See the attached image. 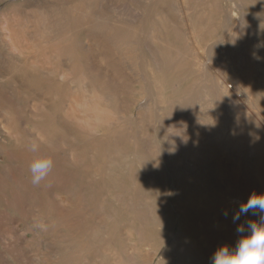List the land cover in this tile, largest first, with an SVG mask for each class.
Returning <instances> with one entry per match:
<instances>
[{
	"label": "bare ground",
	"instance_id": "obj_1",
	"mask_svg": "<svg viewBox=\"0 0 264 264\" xmlns=\"http://www.w3.org/2000/svg\"><path fill=\"white\" fill-rule=\"evenodd\" d=\"M253 192L264 0H0V264H211Z\"/></svg>",
	"mask_w": 264,
	"mask_h": 264
},
{
	"label": "clouds",
	"instance_id": "obj_2",
	"mask_svg": "<svg viewBox=\"0 0 264 264\" xmlns=\"http://www.w3.org/2000/svg\"><path fill=\"white\" fill-rule=\"evenodd\" d=\"M36 152L35 145L31 149ZM53 168V160L48 156H37L29 165L31 182L39 185ZM227 216V211L224 213ZM259 216V221L246 220L236 228L234 244L219 246L211 257V264H264V193L253 192L246 202L239 205L233 215V222L241 216Z\"/></svg>",
	"mask_w": 264,
	"mask_h": 264
},
{
	"label": "rangeland",
	"instance_id": "obj_3",
	"mask_svg": "<svg viewBox=\"0 0 264 264\" xmlns=\"http://www.w3.org/2000/svg\"><path fill=\"white\" fill-rule=\"evenodd\" d=\"M227 1L228 0H226V2ZM224 7L228 8V9L238 8L237 6L233 7V6H229V5L224 6ZM215 53H217V54H215V56H212L213 51H211L210 53H208L207 57H205L207 65L213 69V72H214V69L217 70L216 68H217V66H219V60L218 59H220V57L218 56V52H215ZM228 85L230 88L231 85L229 83H228ZM126 220H127V222H132L131 218H127ZM58 223H60L59 220H58ZM69 223L70 222H68L67 224H69ZM57 236L58 235H56V234L52 236L53 237V244H54V247L56 250L63 248V244L60 243L61 240H60V238H57ZM27 238H28L27 245H28V251H29L28 257L31 258L30 260L33 262V264H53V262L60 261V259L62 258L63 253L61 251H58V252H60L58 254L52 252L53 257L51 258L49 256L48 252L42 249V246L40 245L39 241H37L35 235L29 234V235H27ZM95 238L102 240V238H100L99 235H97L95 237L93 235L91 238L88 239L89 243L91 240V244H92L94 242ZM81 239L83 240L84 243H86L85 239H83V238H81ZM91 250H93V249H91ZM93 256H90V257H93ZM148 256H149L148 251H146L142 254V257H148ZM90 257H89L90 264H107V263L109 264V261H110V259H107L108 262L106 263V262H103L101 259H98V258L94 259V258H90ZM30 260L26 259V256H24L23 260H22V264H31Z\"/></svg>",
	"mask_w": 264,
	"mask_h": 264
}]
</instances>
